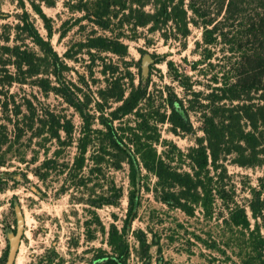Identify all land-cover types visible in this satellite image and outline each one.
<instances>
[{"label":"trees","instance_id":"obj_1","mask_svg":"<svg viewBox=\"0 0 264 264\" xmlns=\"http://www.w3.org/2000/svg\"><path fill=\"white\" fill-rule=\"evenodd\" d=\"M25 1L41 21L45 37L35 26ZM16 2L21 12L15 15L17 22L7 29L4 43L0 44V113L5 120L0 124V151L9 143L8 123L16 141L29 132L34 137L45 133L60 147L75 143L76 154L71 165H62L68 169L69 178H76L82 171L89 148H96L105 156L114 152V169H120L124 162L129 168L132 189L128 196V216L137 204L135 191L141 164L156 178V199L189 218L200 210L206 220H211L215 202L220 201L227 213L226 216L219 213L223 231L239 235L234 240L235 248L239 249L238 264H264L261 232L264 178L259 180L258 188H249L246 206L235 202L234 191L228 180L225 182L227 162L241 168L264 163V0H65L64 7L79 16L61 24L59 38H65L74 26L86 30L88 25L90 30L81 40L68 46L62 56L51 44L52 20L41 7V3L53 7L55 2ZM189 24L202 28V39L195 44L200 59L193 63L192 70L201 66L213 68L212 52L219 46L218 51L223 53L222 71L211 76L212 86L207 85L206 92L192 90L190 77L175 72L172 80L191 98L182 100L168 92L164 100L167 111L160 113L150 99L148 82H143L140 75L139 61L124 60L128 56L124 40L138 39L140 29L161 33L165 41L171 29L170 32L185 40L190 34ZM83 54L92 65L97 60L103 61L101 55L110 54L123 60L125 72L122 74L118 73L117 65L103 64L101 74L105 84L97 90L95 99H88L65 77L70 70L68 62L77 63ZM167 65L172 67L171 62ZM131 67L139 72L137 84ZM88 72H92V66H88ZM14 84H30L44 94L61 98L79 115L81 136L73 141L74 126L70 120H60L46 110L36 114L28 100L16 104L14 95L8 94V88ZM84 86L88 87L86 83ZM186 101H190L192 109H201L203 138L184 155L177 153L180 159L183 157L189 162L190 171H181L171 166L172 160H166V155L157 154L153 143L158 142V136L151 135L155 126L149 119L153 115L157 116L156 122L168 123L174 135L191 134L193 126L184 106ZM141 104L146 108L142 109ZM128 116L135 117V126H116ZM95 124L100 128H93ZM3 164L0 158V167ZM55 169L63 171L55 159H46L38 171L48 173ZM121 197V189L112 185L108 195L90 200V205L116 206ZM96 221L100 225L97 217ZM127 231L126 225L122 229L110 225L107 231L110 250L98 252V264H126L130 255ZM133 236L138 245L137 256L143 261L149 260L151 244L146 234L138 229ZM6 256L5 253L1 264L5 263Z\"/></svg>","mask_w":264,"mask_h":264},{"label":"rangeland","instance_id":"obj_2","mask_svg":"<svg viewBox=\"0 0 264 264\" xmlns=\"http://www.w3.org/2000/svg\"><path fill=\"white\" fill-rule=\"evenodd\" d=\"M53 1V7H47L44 3H41V7L52 20L51 44L62 56L66 48L81 40L90 27L87 25L86 30H78V26H74L65 38H59L61 24L79 15L71 14L64 7L65 0ZM25 3L35 26L45 37L41 21ZM20 12L16 0H0V44L4 43V34L17 22L15 15ZM188 17H191L190 12ZM170 30L167 31V41L161 33H149L147 29H140L136 40H124L128 46V56L124 60L139 61L140 75L143 82H148L150 99L160 113L167 111L164 100L168 92L182 100L191 98L172 80L175 72L190 77L192 90L206 92V86H212L209 81L211 76L221 72L223 66V53L218 51V46L213 49L210 60L213 68L201 66L192 70L193 63L200 59L195 44L202 39V28L189 24L190 34L185 40ZM152 55L154 58L150 57ZM145 56L150 57L149 61L144 60ZM101 57L103 61L97 60L94 65L84 54L78 57L77 63L68 62L70 70L65 77L78 86L88 99H95L97 90L104 87V76L101 74L103 64L112 63L118 66L119 74L125 72L121 58L110 54ZM168 62L172 63L171 68ZM144 64L146 74L142 72ZM88 66H92L91 73L88 72ZM130 70L137 84L139 72L134 67ZM85 83L88 87L84 86ZM8 94L14 95L16 104L30 101L36 114L46 110L60 120H70L74 126L73 141L81 136L82 121L79 115L58 96L44 94L30 84H14L8 88ZM184 106L193 126L191 134L174 135L168 123L156 122L157 116L152 115L149 120L155 126L151 135L158 136V142L153 143L157 154L166 155V160H172V167L190 171L189 162L183 157L180 159L177 153L184 155L190 147L195 146L199 138H203L201 109H192L190 101L184 102ZM141 108L145 109V104H141ZM22 110L25 112L23 107ZM91 110L94 111L93 107ZM2 118L0 113V124L5 123ZM12 120L14 122L15 119ZM134 120V116H128L121 123H116V126L122 124L133 127ZM7 128L9 143L0 151V158L4 161L0 167V260L9 249L8 235L16 233L15 207L18 206L23 229L13 264H98V252L110 250L107 231L111 224L119 229L127 226L130 255L126 264H238L239 249L235 248L234 240L239 235L223 231L219 213L225 216L227 213L220 201L215 202V214L211 220H206L200 210L189 218L180 210L167 207L156 199V178L140 164L135 191L137 204L128 216V196L132 189L129 168L124 162L120 169H114V152L111 156H105L98 153L96 148H89L84 168L76 178H69L68 169L62 165H71L76 154L75 143L69 147H60L45 133L34 137L29 132L16 141L12 126L7 123ZM93 128L100 127L95 124ZM61 136L65 139L64 133ZM46 159H55L63 171L55 169L48 173L39 172L38 168ZM97 160L99 163H96ZM225 168V182L228 180L234 191L232 196L235 202L246 206L250 198L249 188H258L259 180L264 178V163L253 168H241L227 162ZM112 185L122 191L116 206L96 208L90 205V200L108 195ZM261 227L264 235V225ZM138 229L146 234L151 244L150 259L146 261L137 256L138 245L133 232Z\"/></svg>","mask_w":264,"mask_h":264},{"label":"water","instance_id":"obj_3","mask_svg":"<svg viewBox=\"0 0 264 264\" xmlns=\"http://www.w3.org/2000/svg\"><path fill=\"white\" fill-rule=\"evenodd\" d=\"M150 57L149 56H145L144 60L145 61H149ZM147 68H146V64H144V68L142 70V72L144 74H146ZM15 214H16V219H17V229H16V233H10L8 235V240H9V249L7 251V256H6V261L4 264H13L15 255H16V251L19 245V240L22 234V229H23V219H22V214L20 212V209L18 206L15 207Z\"/></svg>","mask_w":264,"mask_h":264}]
</instances>
